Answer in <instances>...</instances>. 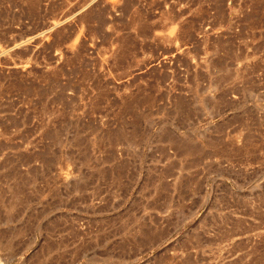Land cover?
<instances>
[{"label": "rangeland", "instance_id": "rangeland-1", "mask_svg": "<svg viewBox=\"0 0 264 264\" xmlns=\"http://www.w3.org/2000/svg\"><path fill=\"white\" fill-rule=\"evenodd\" d=\"M0 264H264V0H0Z\"/></svg>", "mask_w": 264, "mask_h": 264}]
</instances>
